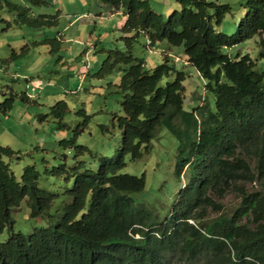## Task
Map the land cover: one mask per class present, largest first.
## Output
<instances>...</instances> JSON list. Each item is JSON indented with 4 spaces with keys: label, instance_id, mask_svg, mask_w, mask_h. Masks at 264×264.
<instances>
[{
    "label": "trees",
    "instance_id": "1",
    "mask_svg": "<svg viewBox=\"0 0 264 264\" xmlns=\"http://www.w3.org/2000/svg\"><path fill=\"white\" fill-rule=\"evenodd\" d=\"M27 1L32 6L48 4ZM100 1L126 16L121 29L125 50H105L107 58L95 74L103 79L117 66L125 67L118 85L124 111L118 118L122 146L113 160L93 155L77 143L78 127L73 137L60 142L61 147L73 150L74 160L89 153L99 167L93 170L77 160L71 171L66 164L47 170L56 176L68 174L67 181L73 177L72 187L62 194L42 189L41 173L34 166H27L17 179L2 157L18 153L0 146V234L9 233L8 240L0 242V264H172L174 257L177 264H264V73L249 54L234 59L223 52L264 34V0H247L246 15L233 35L214 27L231 12L228 4L176 0L180 10L164 19L148 0ZM6 6L19 25L58 24V15L33 16L29 7L11 2ZM140 35L146 36L151 48L159 41L183 46L185 61L207 81L206 94L215 95V111L209 99L185 109V73L170 63L168 54L162 64L148 70L146 62L133 55ZM43 43L56 53L62 40ZM260 56L264 57V46ZM173 72L176 79L161 85ZM13 106L11 97L0 110L7 114ZM67 109L65 102H58L52 113L63 119ZM79 113L86 117L85 128L90 117ZM162 129L180 142L176 176L179 181L186 178L163 217L133 198L145 191V175L120 172L128 156L137 161L150 152ZM257 182L260 189L247 187ZM230 191L238 203L226 213L222 201ZM24 200L31 218L51 222L59 215V219L27 237L14 232L12 212Z\"/></svg>",
    "mask_w": 264,
    "mask_h": 264
},
{
    "label": "rangeland",
    "instance_id": "2",
    "mask_svg": "<svg viewBox=\"0 0 264 264\" xmlns=\"http://www.w3.org/2000/svg\"><path fill=\"white\" fill-rule=\"evenodd\" d=\"M46 1V6H32L27 0H0V105L6 99H14V106L7 114L0 110V146L9 147L18 153L12 158L2 157L17 179L21 178L27 166H34L41 173L39 186L49 192L62 194L72 187L73 177L67 181L68 174L56 176L47 173V170L52 171L66 164V168L71 171L77 160L84 161L86 167L93 170L99 167L98 160L89 153L74 160L75 152L61 147L63 139L73 137L80 127L77 143L88 147L93 155L112 160L122 146L118 118L124 116V111L118 85L125 67L117 66L112 74L103 79L97 78L95 74L107 58L105 50H125L122 40L125 35L121 29L126 16L122 11L116 18L108 17L105 22H100L101 16L110 13V8L100 0ZM207 1L231 6V12L219 26L214 23V27L228 35L237 34L239 24L246 15L247 0ZM6 2L31 8L33 16L58 15V24L45 28L19 25L15 22L16 14L8 9ZM148 2L164 19L180 10L176 0ZM83 13L87 14V18H79L74 22ZM115 21H119L118 26L114 25ZM57 38L62 40L61 49L51 53L50 46L43 42L45 39ZM261 41L264 42V34L226 47L223 52L234 59L249 54L256 61V69L264 73V57L260 56L264 44ZM150 48L146 36L140 35L134 43L133 55L143 59L147 69L152 70L162 64L164 56L168 54L170 63L185 73V109L192 110L209 99L215 111V95L206 94L207 81L185 61L183 46L159 41ZM24 49L27 50L24 56L11 59L14 53L20 54ZM175 79L176 73L173 72L160 84L165 85ZM58 102H65L68 106L63 119L52 113V108ZM80 111H85L90 117L85 128L83 124L86 117ZM179 148L178 139L162 129L152 141L150 152L145 151L137 161H132L128 156L126 167L120 171L135 176L145 175V191L134 194L133 198L136 203L151 205L162 217L172 208L177 193L186 183V178L179 181L176 176ZM247 187L256 190L261 186L257 182ZM222 203L223 210L232 213L238 203L236 193L230 191ZM30 212L26 200L13 210L14 232H21L27 237L36 229L55 224L60 217L55 216L50 222L42 217L33 219ZM210 215L217 216L216 212ZM8 238V231L0 234V242ZM177 262L176 257L172 258V264Z\"/></svg>",
    "mask_w": 264,
    "mask_h": 264
},
{
    "label": "crops",
    "instance_id": "3",
    "mask_svg": "<svg viewBox=\"0 0 264 264\" xmlns=\"http://www.w3.org/2000/svg\"><path fill=\"white\" fill-rule=\"evenodd\" d=\"M110 8V13H109V15L108 16H101L100 17V22H102V21H106V18H108V17H110L111 19H114V18H116L117 16H119L120 14H122V11H118V10H114L113 8H111V7H109ZM87 14L86 13H83L82 15H80V16H78L75 20H74V22L75 21H77L79 18H87V16H86ZM90 16H91V14H89ZM88 15V16H89ZM90 18V17H89ZM103 22V23H104ZM115 24L114 25H116V26H118V23H119V21H115L114 22ZM73 24V23H72ZM112 28H113V26H112Z\"/></svg>",
    "mask_w": 264,
    "mask_h": 264
},
{
    "label": "built area",
    "instance_id": "4",
    "mask_svg": "<svg viewBox=\"0 0 264 264\" xmlns=\"http://www.w3.org/2000/svg\"><path fill=\"white\" fill-rule=\"evenodd\" d=\"M84 77V75H82V77L81 78H83Z\"/></svg>",
    "mask_w": 264,
    "mask_h": 264
}]
</instances>
